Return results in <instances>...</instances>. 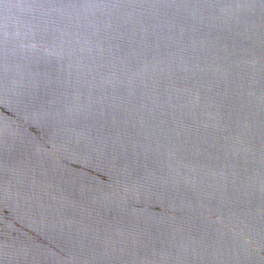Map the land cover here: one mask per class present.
I'll return each mask as SVG.
<instances>
[{
	"label": "water",
	"instance_id": "1",
	"mask_svg": "<svg viewBox=\"0 0 264 264\" xmlns=\"http://www.w3.org/2000/svg\"><path fill=\"white\" fill-rule=\"evenodd\" d=\"M0 264H264V0H0Z\"/></svg>",
	"mask_w": 264,
	"mask_h": 264
}]
</instances>
